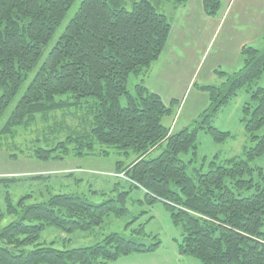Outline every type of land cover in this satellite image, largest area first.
I'll use <instances>...</instances> for the list:
<instances>
[{
	"label": "trees",
	"instance_id": "trees-1",
	"mask_svg": "<svg viewBox=\"0 0 264 264\" xmlns=\"http://www.w3.org/2000/svg\"><path fill=\"white\" fill-rule=\"evenodd\" d=\"M163 1L182 6L187 0ZM73 2L0 0V117ZM201 4L208 17L220 12V0H201ZM170 29L166 15L149 0L133 1L130 10L120 0H82L1 132L12 133L35 115L84 104L89 130L76 132L75 137L69 134L49 149H35L36 159H63L69 154L67 144L81 156H104L107 151L97 147H114L129 160L125 165L117 161L114 172L122 173L130 187L145 191L148 203L162 202L172 222L181 226L179 254L200 264H264V168L250 165L264 154V133L256 134L264 129V87L253 89L264 73V45L242 46L239 70L229 74L216 70L223 81L201 87L209 105L191 129L175 131L162 123L174 113V100L166 105L141 81L132 93L127 89L130 74L143 75L160 57ZM242 88L250 102L242 106L241 122L253 145L222 164L210 162L206 172L195 169L188 175L181 156L196 154L198 130L215 141L230 137V132L211 122ZM121 96L126 98L125 106L120 104ZM162 146L157 156L149 157ZM15 180L3 177L0 183ZM129 193L130 189L123 190L116 199L98 204L84 194L58 193L26 205V195L17 206L7 193L6 213L17 219L0 229V264H108L132 253L156 251L160 242L145 232L144 223L131 227L139 216L126 224L128 236L112 232L91 246L70 249L37 244L46 227L65 233L90 231L110 214L124 216Z\"/></svg>",
	"mask_w": 264,
	"mask_h": 264
},
{
	"label": "rangeland",
	"instance_id": "rangeland-1",
	"mask_svg": "<svg viewBox=\"0 0 264 264\" xmlns=\"http://www.w3.org/2000/svg\"><path fill=\"white\" fill-rule=\"evenodd\" d=\"M81 1L74 0L68 8L65 17L57 26L47 45L42 49L40 59L34 68L26 74L17 94L0 117V178L13 177L16 179L15 181L0 183V212L3 213L0 219V229L17 219L14 214L6 213L5 198L7 193L11 204L14 206H17L18 200L22 196H29L24 199V203L29 205L45 202L50 195L58 193L84 194L90 202L98 204L109 198L116 199L119 192L130 189L126 201L128 212L124 216L115 217L110 214L104 218L99 227L90 231L65 233L53 227H46L40 233L37 244L51 245L56 249H70L91 246L112 232L128 236L129 228H126V224L132 221L133 217L139 216L131 227L144 223L145 232L157 236L160 242L159 248L151 253H132L121 256L108 264H200L196 258L178 253L177 245L182 239V228L172 222L170 213L163 203L160 201L148 203L145 198V191L130 187L131 183L128 180L118 177V174H114L115 172L112 173L117 161L123 165L129 162L127 157L116 148L97 147V149L106 150L107 154L104 156H81L74 154L76 150L73 145L67 144L69 154L63 159L43 161L34 157V150L37 148L49 149L63 141L69 134L75 137L76 134L74 133L89 130L90 116L88 117V110L84 104L80 107L35 115L22 126L13 128L12 133L4 134L1 132L2 126L25 92L34 73L46 59L49 50L74 16ZM120 1L125 9L130 10L132 2L138 0ZM149 1L154 4L158 12L163 13L158 3L155 2L156 0ZM255 9L248 8L246 17L255 14ZM230 22L233 24L231 28H234V22L239 23L236 15L230 19ZM238 31L244 34L252 33L251 27L240 30L238 28ZM227 33L228 29H225L224 26L221 33L216 34L210 40H206L205 48L200 54L202 71L199 75V83L207 82L208 85H219L224 78L219 77L216 70L229 74L242 67L243 62L240 56L237 57L236 53L225 46L227 41L229 44L233 42ZM249 45L259 49L263 47L264 41L261 44ZM137 83L138 76L130 74L127 89L132 93L133 87ZM256 87H264V73L254 84L253 89ZM163 88L161 85L160 91L165 97ZM200 90L203 91L201 87L192 89L181 114L178 115L180 116L179 126L175 128V131H179L184 126L191 129L198 119L199 113L209 105L207 97L205 104L203 98H199L201 102L196 99ZM119 100L120 104L125 106V96H121ZM247 101L250 102L249 94L242 88L212 119L211 124L215 128L230 132V137L224 141H215L208 133L198 130L196 154L188 153L181 156L186 163L188 175H192L195 169L206 172L210 162L222 164L225 159L241 154L244 147L253 145L241 122V109ZM168 104L169 102H167ZM174 110H177V106H174ZM192 111L196 113H192ZM169 120L171 117L166 116L162 119V123L169 126ZM262 133H264V129L256 132L257 135ZM162 150L163 146L155 149L149 157L157 156ZM250 165L264 168V154L250 162ZM254 178H256V172H254ZM244 195L247 193L245 192Z\"/></svg>",
	"mask_w": 264,
	"mask_h": 264
},
{
	"label": "crops",
	"instance_id": "crops-1",
	"mask_svg": "<svg viewBox=\"0 0 264 264\" xmlns=\"http://www.w3.org/2000/svg\"><path fill=\"white\" fill-rule=\"evenodd\" d=\"M220 1L219 14L216 17H208L203 12L201 0H187L182 6L156 0L170 22V34L160 57L150 65L147 72L138 77V81L149 91L158 94L166 105L174 100L177 110H174L170 116L171 120L168 121L171 130L179 126L178 115L181 114L192 89L208 85L207 82L199 83L202 71L200 54L205 48L206 40L221 33L225 26V29H228L227 35L233 39L230 44L227 41L225 46L236 53L237 57L240 56L242 62V46L261 44L264 41V0ZM248 8H256V13L246 17ZM235 15L239 23L234 22V28H231L233 24L230 19ZM249 27L252 29L251 34L238 31V28L240 30ZM161 85L164 87L166 98L160 91ZM206 97L208 98L207 94L200 90L196 99L201 102L199 98H203L205 104Z\"/></svg>",
	"mask_w": 264,
	"mask_h": 264
}]
</instances>
